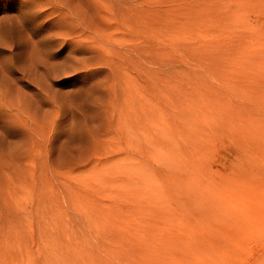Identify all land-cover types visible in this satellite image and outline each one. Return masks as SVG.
I'll use <instances>...</instances> for the list:
<instances>
[{"label": "rangeland", "instance_id": "374dc122", "mask_svg": "<svg viewBox=\"0 0 264 264\" xmlns=\"http://www.w3.org/2000/svg\"><path fill=\"white\" fill-rule=\"evenodd\" d=\"M0 264H264V0H0Z\"/></svg>", "mask_w": 264, "mask_h": 264}]
</instances>
